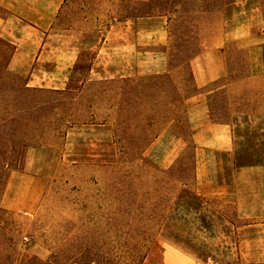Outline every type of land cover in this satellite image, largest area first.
Listing matches in <instances>:
<instances>
[{
  "label": "rangeland",
  "instance_id": "374dc122",
  "mask_svg": "<svg viewBox=\"0 0 264 264\" xmlns=\"http://www.w3.org/2000/svg\"><path fill=\"white\" fill-rule=\"evenodd\" d=\"M17 30L24 58L0 37V264H264L260 192L197 199L191 137L203 107L233 112L263 155L264 0H66L47 42ZM203 52L226 74L199 85Z\"/></svg>",
  "mask_w": 264,
  "mask_h": 264
},
{
  "label": "crops",
  "instance_id": "0c3cea01",
  "mask_svg": "<svg viewBox=\"0 0 264 264\" xmlns=\"http://www.w3.org/2000/svg\"><path fill=\"white\" fill-rule=\"evenodd\" d=\"M65 1L66 0H0V37L12 45L14 49L12 58L25 57V54H23L18 44L21 40L18 38L20 34L18 33L17 27L21 25L25 28L41 31L45 34L44 32L53 25ZM32 35L34 36L36 34L29 35L28 41L36 42L37 36H35L34 39ZM48 37L49 36L45 34L46 42L48 41ZM43 52H46V50L42 48L39 51L40 55ZM212 52L215 53V56L218 53L221 54L220 44H217ZM207 55V53L205 54L203 52L192 58H198L200 60L201 57ZM156 58L162 59V55H160V57L156 56ZM201 60L197 63V69L193 72L194 79L197 83L199 81V85H205L216 81L226 74V67L223 61L218 62L216 60L217 62L210 68L207 63ZM154 69L158 68L154 67ZM170 71L171 69L169 68V72ZM254 77H263V75L249 76L245 79H252ZM244 83V79H233L219 88H224L229 96L234 97L241 94L242 91H245L246 83ZM212 91L213 90H208L206 92L202 91L199 95H203L205 98ZM208 111L209 109L207 106L203 107L201 111V113L205 114L204 127H201L199 124L192 126L191 137L195 150V183L193 195L201 200L207 195H215L217 192L221 194V190H226L233 195L235 202L240 204L243 202L248 203L251 200L254 201L255 197L259 195L260 192L261 202L264 204V162H256V157L254 156L257 152L255 153V150H252L253 147H251L252 144H250V142L247 144L246 149H241L242 145L238 147L235 132L239 131L241 124H235L233 112H231L229 120L217 121L210 119ZM193 113L195 116L191 117V122L194 121L197 112ZM179 138L180 137H178L177 140H179ZM198 145H203L205 148H201ZM198 149L200 150L199 152ZM209 153L215 156L213 170L215 177H217V180L211 182V184H208L211 165L209 160L205 158V155ZM219 155L221 157L227 156L229 158L228 164L223 162L221 157L216 158V156ZM257 180L260 182L258 193L253 184V182Z\"/></svg>",
  "mask_w": 264,
  "mask_h": 264
},
{
  "label": "trees",
  "instance_id": "16d2710c",
  "mask_svg": "<svg viewBox=\"0 0 264 264\" xmlns=\"http://www.w3.org/2000/svg\"><path fill=\"white\" fill-rule=\"evenodd\" d=\"M231 78H235V77H231ZM256 162H259V163L262 162L263 163L264 162V154L263 155H261V154L256 155Z\"/></svg>",
  "mask_w": 264,
  "mask_h": 264
}]
</instances>
